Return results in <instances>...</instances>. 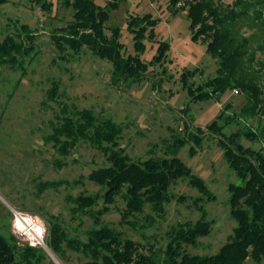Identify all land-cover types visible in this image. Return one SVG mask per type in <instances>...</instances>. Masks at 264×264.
<instances>
[{"label": "rangeland", "instance_id": "rangeland-1", "mask_svg": "<svg viewBox=\"0 0 264 264\" xmlns=\"http://www.w3.org/2000/svg\"><path fill=\"white\" fill-rule=\"evenodd\" d=\"M45 1L51 6L48 11L42 10L41 4L34 0H8L0 6V43L11 36L32 49L29 56L18 59L20 65H0V234L16 245V264H22L21 252L29 246L12 234L11 209L43 221L46 239L45 248L38 249L44 256L40 264L87 262L79 253L65 251L64 255L57 256L51 251L48 236L53 223H58L68 237L82 241H86L90 231L105 225L121 232L136 242L142 252L148 253L150 249L166 248L172 228L187 222L194 224L200 218L194 201L203 197L181 180L171 186V201L164 206L163 215L146 207L143 214L129 220L134 225L121 221L125 209L122 198H117L98 222L88 213L74 211V200L79 195H94L99 191L88 176L107 167L108 162L101 151L83 140L67 155L56 150L48 137L53 133L52 127L63 104L76 110H90L98 120L109 119L118 125L122 133L117 146L133 161L171 157L167 146L174 138H182L200 128L203 142L195 148L194 155L190 156L191 143L176 151V157L204 180L215 200L202 202L210 224L209 235L200 238L197 246L184 249L189 255L217 253L236 226L230 216L228 193V186L236 183V178L218 145L220 136L206 127L223 112L224 118L230 120L219 123L225 125L224 134L252 130L258 139L250 141L241 137L240 143L264 153V116L244 119L239 124L232 121L246 102L235 91L225 92L218 100L190 101L180 80L182 73L197 70L189 81L195 89L216 75L218 63L206 52L204 43L193 40L186 10L181 9L185 0L178 2V9L171 8V0H112L119 5L110 11L105 33L110 37L112 29H120L125 57L138 54L133 35L127 29L129 18L151 15L157 19L155 41H144L145 49L139 54L147 64L146 73L138 81L117 84L112 81L111 63L88 49L76 53L69 49L60 52L56 48L52 38L72 21L73 12L64 5L66 0ZM93 1L105 7L109 0ZM236 1L210 0L223 13ZM244 2L247 6L235 7V10L246 15L228 28L236 41L246 40L245 68L264 88V0ZM22 26L28 29L24 31ZM160 41L168 43L169 51L162 65L152 64ZM53 82L59 84L55 101L47 96ZM227 106L230 107L226 110ZM102 206L99 200L93 210H100Z\"/></svg>", "mask_w": 264, "mask_h": 264}, {"label": "trees", "instance_id": "trees-1", "mask_svg": "<svg viewBox=\"0 0 264 264\" xmlns=\"http://www.w3.org/2000/svg\"><path fill=\"white\" fill-rule=\"evenodd\" d=\"M41 4V9L50 10V3L45 0H34ZM180 0H171V8H176ZM8 0H0V6ZM65 6L72 9V21L53 36L56 48L62 52L69 49L80 52L88 49L101 60L112 65V81H138L147 71L139 54L145 49L144 41H155V25L157 19L151 15L142 17L131 16L127 29L133 35L136 56L123 54L124 46L120 43V29L111 30L109 37L105 33V24L109 20L111 10L118 8L119 3L109 0L105 7L97 5L93 0H66ZM247 4L237 0L226 13L221 12L210 0H185L181 8L186 10L193 32V40H200L206 46V52L218 63L216 75L202 86L193 88L189 83L197 70L185 71L181 75V83L187 89L191 102L218 100L220 95L228 91L242 94L246 102L232 121L253 119L264 116V88L250 75L245 68V47L247 42L236 41L228 25L245 16L246 12L237 11L235 7ZM178 9V8H176ZM260 17V14H257ZM24 31L28 28L21 27ZM32 40V38L30 37ZM31 47L25 48L23 42L7 36L0 43V65H20L19 58L29 56ZM169 45L158 42L152 64L162 65L166 59ZM59 93V84L53 82L47 91L50 100L55 101ZM230 106H227V110ZM224 109V111H225ZM53 125V133L48 137L56 150L67 155L80 140L90 143L101 151L108 166L92 172L88 180L99 187L94 195H79L74 203V211L90 214L95 222L110 211L117 198H122L125 209L121 221L134 225L129 221L136 215L144 213L146 207L161 216L164 206L171 201L169 190L179 180L186 181L203 197L194 201L200 213V218L194 224L183 223L169 232V242L162 250L150 249L148 253L140 250V246L131 239L108 226L102 225L88 233L86 241L68 237L65 230L58 224H50L48 245L51 251L64 255L65 251L82 254L87 258L85 264H255L264 262V153L262 150L245 148L241 137L250 141L258 139L252 130H239L225 135L220 121H224L223 112L206 127V130L220 136L218 145L223 150V157L228 168L234 173L236 183L228 186L230 216L235 221L233 233L227 242L213 255H189L185 246H197L198 240L210 233V224L206 220V212L202 205L204 201L215 200L213 193L203 179L195 176L179 158L176 151L187 144L190 156L194 155L196 147L203 142V131L187 132L182 138H174L167 146L171 157H153L144 161L131 160L121 148L117 140L122 133L121 128L111 120H98L90 110H76L73 106L63 104ZM230 121V120H229ZM230 123V122H229ZM186 129V128H185ZM195 146V147H194ZM175 152V153H174ZM47 186L52 185L46 184ZM102 200V208H93ZM183 200V198H179ZM13 240L0 234V264H16V245ZM42 248L25 247L21 252L22 264H40L44 256Z\"/></svg>", "mask_w": 264, "mask_h": 264}, {"label": "built area", "instance_id": "built-area-1", "mask_svg": "<svg viewBox=\"0 0 264 264\" xmlns=\"http://www.w3.org/2000/svg\"><path fill=\"white\" fill-rule=\"evenodd\" d=\"M236 92V91H235ZM12 234L32 248H45L46 228L38 217L11 209Z\"/></svg>", "mask_w": 264, "mask_h": 264}]
</instances>
